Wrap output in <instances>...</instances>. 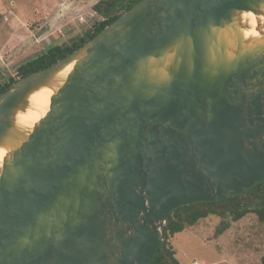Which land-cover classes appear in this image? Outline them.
<instances>
[{
    "label": "water",
    "instance_id": "obj_1",
    "mask_svg": "<svg viewBox=\"0 0 264 264\" xmlns=\"http://www.w3.org/2000/svg\"><path fill=\"white\" fill-rule=\"evenodd\" d=\"M244 12L264 0H141L0 96V264H152L177 209L264 183V39L245 45Z\"/></svg>",
    "mask_w": 264,
    "mask_h": 264
},
{
    "label": "rangeland",
    "instance_id": "obj_2",
    "mask_svg": "<svg viewBox=\"0 0 264 264\" xmlns=\"http://www.w3.org/2000/svg\"><path fill=\"white\" fill-rule=\"evenodd\" d=\"M100 0H0V83L18 78V68L56 45H70L93 30L103 17ZM223 218L209 216L169 242L181 264H261L264 224L255 214L231 222L222 235Z\"/></svg>",
    "mask_w": 264,
    "mask_h": 264
},
{
    "label": "trees",
    "instance_id": "obj_3",
    "mask_svg": "<svg viewBox=\"0 0 264 264\" xmlns=\"http://www.w3.org/2000/svg\"><path fill=\"white\" fill-rule=\"evenodd\" d=\"M140 1L100 0L93 6V10L103 17V21L72 44L53 46L37 58L21 65L17 71L18 78H10L5 84L0 83V96L10 90L19 79L46 69L73 53ZM249 214H255L258 220L264 224V183L242 195L224 201L192 204L177 209L164 226V241L152 264H181L175 256L176 253L172 249L169 239L183 232L187 227L196 225L201 219L212 215L223 218L222 223L217 228V234L222 235L230 228L231 222H238ZM261 264H264V255L261 258Z\"/></svg>",
    "mask_w": 264,
    "mask_h": 264
},
{
    "label": "bare ground",
    "instance_id": "obj_4",
    "mask_svg": "<svg viewBox=\"0 0 264 264\" xmlns=\"http://www.w3.org/2000/svg\"><path fill=\"white\" fill-rule=\"evenodd\" d=\"M239 27L243 40L247 47H252L264 39V35L259 31L264 30V14L254 15L251 12H244L239 17ZM74 64L69 65L59 72L51 81L39 90L32 93L28 98L26 109L18 111L15 116V129L25 135H29L39 121L48 113L51 97L61 88L67 76L72 71ZM12 147L8 145L0 146V172L3 160L8 157Z\"/></svg>",
    "mask_w": 264,
    "mask_h": 264
}]
</instances>
